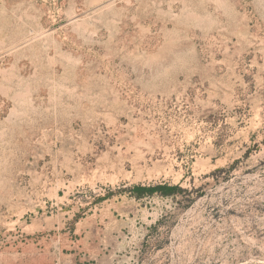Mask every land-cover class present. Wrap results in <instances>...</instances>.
<instances>
[{"label":"rangeland","instance_id":"374dc122","mask_svg":"<svg viewBox=\"0 0 264 264\" xmlns=\"http://www.w3.org/2000/svg\"><path fill=\"white\" fill-rule=\"evenodd\" d=\"M0 264H264V0H0Z\"/></svg>","mask_w":264,"mask_h":264},{"label":"trees","instance_id":"16d2710c","mask_svg":"<svg viewBox=\"0 0 264 264\" xmlns=\"http://www.w3.org/2000/svg\"><path fill=\"white\" fill-rule=\"evenodd\" d=\"M136 195L139 196L143 193H153L156 191H160L163 195H169L174 190H180L181 188L178 185H168V184H162V185H153V186H142V185H135L132 188Z\"/></svg>","mask_w":264,"mask_h":264}]
</instances>
